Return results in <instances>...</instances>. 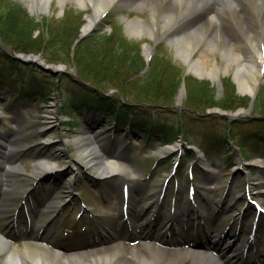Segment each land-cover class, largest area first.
<instances>
[{"label": "rangeland", "instance_id": "374dc122", "mask_svg": "<svg viewBox=\"0 0 264 264\" xmlns=\"http://www.w3.org/2000/svg\"><path fill=\"white\" fill-rule=\"evenodd\" d=\"M11 1L21 4L23 11L21 10L18 14L15 9L6 7L0 0V17L14 15V19L22 20L25 19L24 11H27L30 16L39 20V29L36 30L35 37L44 30L45 32H42L45 34L44 37L49 38V32L56 34V30L61 32L64 27H69L67 30L69 31L67 34L71 35L69 38L73 39L75 36L79 38L73 43L77 44L80 39L93 37L95 40L93 46L96 48L92 53L98 55L97 50L108 51L110 57L122 55V58H126L127 64L122 73L132 68L135 72L142 70V73H146L155 59L156 65L152 73L158 80L160 86L158 90L165 91L163 95L172 90L170 89L172 86H177L178 81L182 83V86L176 94L177 101L174 105L166 106L155 113L157 122L172 123L171 127L175 132L171 134L176 140L170 145V150L162 146L161 141L155 137L148 142L144 141V133L138 129L129 136L123 131H128L127 128L116 127L117 130H114V125L110 123H115L111 122L109 117L99 113H87L83 109L75 110L79 109L80 104L73 103L72 106L71 96L74 92L81 94L76 92L78 88L86 91L89 89V92L96 90L97 84L91 80L84 86L80 83L83 82L80 77L67 76L66 78V75L54 77L37 68L35 71H27L23 74L24 76L5 74L6 72L0 69V77H3L1 76L3 74L6 78L4 81H15L12 87L15 94L12 98L7 95L2 96L3 91L0 92V96L4 98L0 100V135L3 137H6V134L11 137L16 135V149L11 161H16L21 169L20 172L13 171L15 172L13 188L1 189L3 187L0 184V191H4L0 195V232L20 248H24L32 238L42 236L47 237V244L60 247L61 250L70 253L85 247L96 249L112 241L113 236L117 237L118 229L126 215L128 200L131 201L130 207H132L142 200L149 190L155 189L157 195L161 196L164 193L161 218L154 223V225L158 224L154 227L155 231L164 229L168 214L174 212L173 206L185 212L188 208H197L198 204L205 211V221H215L220 231L230 229L236 232L240 221V215L237 214L240 208H245L241 234L244 239L250 236L248 226L253 224L256 212L251 203L246 204L244 198L248 183L258 184L254 187L255 190L251 189L253 193L257 192V195H253V201H261L264 204L262 198L264 196V142L258 150H255L256 141L260 143L262 138L260 136L264 135V126L261 127L264 123V113L257 109V104L264 94V83L258 86L255 97H251L242 94L235 81L234 74L238 65L229 66V74L222 73L220 80L193 73L178 56L174 46L162 40L167 30H162L161 23L156 38L160 42L157 44L151 37L134 38L128 35L125 29L126 18L138 16L150 20L149 9L139 11L129 6H118L100 19L99 24L85 35L83 28L89 22V16L94 13L90 6L85 9L76 1L70 0L62 7L57 0H53L47 9L43 7L32 9L29 2ZM173 12L176 14L177 11L173 10ZM205 16L204 12H199L185 19L184 23L199 25L205 20ZM181 17L183 18L184 15ZM27 24L30 28L31 24L29 22ZM97 34L111 36V40L104 43L103 39H95ZM59 41H62L61 38L56 37L53 46H56ZM255 41L261 40L255 38L253 42ZM244 44L246 40L241 38L240 44L236 42L234 50L242 53ZM147 46L152 49V52H148ZM92 53L90 56L86 52V64L95 58V54ZM41 55L47 64L65 66L67 72L78 74V65H74L75 63L62 61L52 63L42 52L36 54V56ZM150 55L149 63L147 60ZM100 56L102 57V54L96 59L98 60ZM199 57L205 58L208 70L214 66V63L222 67L227 65L223 54L219 52L212 54L204 46H201L195 54V58ZM36 85H39L44 92L47 99L44 103H41L39 99L35 103V99L26 96L27 92L35 91ZM110 88L102 89L107 93L112 92V95H119L116 89ZM205 89L215 95L222 108H212L205 104V111L199 112L195 107L188 109L190 106L188 103L191 100L196 102L199 93L206 91ZM17 92L24 94L21 102H13ZM230 98L234 101H230ZM239 104L245 107L237 108ZM216 110L233 113L244 111V115H239L237 120L231 123L233 128L228 129L229 139H233L235 149H229L222 144L223 142H219L222 136L227 135L225 131L226 127L229 128V121ZM43 126H47V130H43ZM88 129L97 132L102 138L107 136L105 143L108 148L103 158L110 160L111 154L114 153L120 165L127 166L133 171L131 176L118 173L114 178L104 177L95 170L75 162L78 159L75 154L79 142L74 138L83 135ZM187 131L191 136L188 143L182 139L183 135L187 138ZM48 139L51 144H47ZM118 144L124 145L121 152L114 151V147ZM239 146L243 147V151ZM175 147L176 150H174ZM192 147L201 153L198 154ZM179 148L181 150L177 151ZM240 152L246 158H243ZM240 156L242 159L239 158ZM176 158H179L186 166L174 174L175 167L172 163ZM4 159L8 158L5 151L0 149V169ZM240 161L243 165L239 164ZM257 161L263 162L258 164ZM39 162L50 164L53 170L36 178L35 165ZM229 180L230 183L227 182ZM218 184L223 187L222 190L218 188ZM192 191L195 192V200H191ZM241 194L242 198L238 199ZM49 202L59 205L57 208H49L56 215V231L59 233L52 231V223H48L45 217L36 215L41 208H48ZM16 203H21L22 206L27 205L32 210L35 208L37 212L33 214L35 215L32 218L33 223L24 221L21 216L22 211L20 213L13 211ZM134 213L139 214L138 211ZM186 218L188 219L183 217V219ZM192 218V216L189 217V229H192L196 235L199 220H192ZM141 221L142 219L139 224ZM136 230L139 231V229ZM136 230L126 227L119 238L136 243L139 240L138 235L133 234L137 233ZM108 231L112 232V235ZM261 233L264 234V213L259 220L258 235ZM176 239L174 238V241ZM244 246V242H241L240 248ZM255 246L256 254L264 252L261 242Z\"/></svg>", "mask_w": 264, "mask_h": 264}, {"label": "bare ground", "instance_id": "6f19581e", "mask_svg": "<svg viewBox=\"0 0 264 264\" xmlns=\"http://www.w3.org/2000/svg\"><path fill=\"white\" fill-rule=\"evenodd\" d=\"M29 2L32 9L43 7L47 9L51 6L53 0H21ZM60 6H65L70 0H57ZM85 9L90 6L93 8V14L89 16V22L83 28V34L90 33L100 22L101 17L115 6H129L135 10L149 9L150 20L140 17L127 21L126 31L128 35L134 38H149L157 34L160 23L162 30H167L164 34L171 46L175 48L178 56L189 66L193 73L204 77L208 76L214 80H220V75L229 74V66L238 65L234 78L242 94L255 97L256 90L261 83H264V0H74ZM176 10V14L173 12ZM172 11V12H171ZM204 12L205 20L201 24L184 23L185 19L193 14ZM184 15L182 18L181 16ZM183 20V22L181 21ZM244 38L246 44L242 45V53L234 50L236 42L240 44V39ZM258 38L260 42H253ZM253 42V43H252ZM201 46H204L210 53L219 52L223 54V59L227 62L225 67L214 63L211 69H207L205 58H195V54ZM148 52L151 49L147 46ZM39 62H43L38 58ZM15 128V127H14ZM47 126H43V130ZM92 131L86 130L83 135L75 137L79 142L77 157L86 168L95 170L100 176L116 177L118 173L125 176H131L132 170L127 166H122L116 160L118 157L112 154L110 160H105L100 154L104 153L102 144L98 139L95 142L90 141ZM98 137V136H97ZM100 137V136H99ZM47 144H51L48 139ZM16 139L3 140L0 137V147L5 148V155L9 159L2 161L0 169V181L3 187H14V173L20 172L19 166L12 162V153L15 152ZM263 161H257L262 164ZM239 165V164H238ZM53 167L45 162H39L35 165L34 175L36 178L43 176L46 172H51ZM12 172V173H11ZM13 174V175H12ZM255 185H251L254 187ZM220 190L223 189L218 184ZM264 199V196L262 197ZM57 208L59 205L55 202L50 204ZM137 207H144L146 214L142 218L139 226L143 228L140 231L142 235L141 242L131 248L122 241H115L99 249L84 250L80 249L75 253H67L58 248L47 244V238H38L30 240L24 248L15 246L7 240L5 234L0 233V264H243L244 251L239 250L236 245L241 238L230 231L223 237V232L219 230L216 224L202 227L201 234H209L216 242L214 250L221 256L226 249L232 248L230 253L234 256L232 260L211 256L212 252L195 251L194 248L188 251L172 249L165 247L160 240L161 230H154V223L161 216V202L154 189L149 190L137 204ZM196 210H188L180 214V211L174 215L168 216L166 220L167 233L181 238H189L191 232L188 231L190 219L182 221L179 215L194 216ZM158 215L157 219L156 216ZM130 223L136 226L137 220ZM186 223V228L184 227ZM161 225V223L159 224ZM200 227V225H198ZM169 227L174 228V232L169 231ZM180 227L179 233L177 228ZM153 229V230H152ZM124 231L122 226L116 236ZM231 239H235L231 242ZM248 243V240H247ZM196 252V253H195ZM211 253V254H210ZM130 258V259H129ZM249 260V259H248ZM251 260V258H250Z\"/></svg>", "mask_w": 264, "mask_h": 264}, {"label": "trees", "instance_id": "16d2710c", "mask_svg": "<svg viewBox=\"0 0 264 264\" xmlns=\"http://www.w3.org/2000/svg\"><path fill=\"white\" fill-rule=\"evenodd\" d=\"M1 2H4L3 4L6 7L12 8L13 10L15 9L18 14L21 10L23 11V6L21 4L11 0H1ZM24 13L25 19L22 20L14 19V15L0 17V40L3 45V48L0 47V69L6 72L5 74L10 73L24 76L23 74L27 71H35L33 66L14 59L13 54L15 53L39 54L42 52L45 58L52 63L61 61L64 63L73 62L75 63L74 65H78L77 75L83 80V82H80L82 83L81 85L85 86L84 81L87 82L91 80L97 84L96 86L92 83L99 88V90H91L89 92V89L86 91L85 89L82 90L78 88L76 92H80L81 94H75L74 92L71 96L72 106L73 103H79L81 106L88 105L96 110L115 114L118 120L122 123L129 124L130 127L133 128L137 126L140 120H143L144 125L147 128L150 127L148 128L150 132L152 129L151 126H153L156 121L155 113L162 110L160 105L173 106L177 101L176 94L179 92L182 83L180 84L178 81V84H176L177 86H172L170 88L172 90L166 93V95H163L165 91L161 92L158 90L160 87L158 85V80L152 73L156 65L155 59L151 62L150 70L146 73H142V70H137L135 72L133 68L132 70L126 69L125 73H122V71L124 72L125 64H127L126 58H122L123 56L120 54V56L115 55L110 57L108 51L97 50L96 52L98 55L92 53L96 48L93 46V44H95L93 37L80 39L77 44L73 43L79 38L77 36L73 39L69 38V36H71L67 34L69 32L67 31L69 27H64L61 32L56 30V34L49 32V38L44 37L45 34L42 32L45 31L41 29L42 32L40 31L39 36L35 37L36 30L39 29V20L30 16L27 11H24ZM28 22L31 24L30 28L27 24ZM56 37L61 38L62 41H59L56 46H53ZM95 39H103L105 40L103 42L106 43V41L111 40V36L108 37L97 34V38ZM69 41L72 43H68ZM105 45L106 44H104V46ZM86 52L89 53L90 56L91 53L95 54V58L89 60L87 64L85 62V59H87L85 58ZM101 54L102 57L100 56L97 60L96 58ZM1 76L3 77H0V89L5 85V76L3 74ZM66 78L68 77L66 76ZM110 87L116 89L119 95L114 97L106 96V92L102 88ZM205 90L206 91L199 93L196 102H192L191 100L190 103H188V105H190L188 109H191L190 107H195L199 112L205 111V104H208V107L212 108L221 107L219 105L220 101L215 95L210 93L208 89ZM37 94H40V92H37ZM261 97L262 98H260L257 104V109L264 113V94ZM67 101L68 99L65 101L66 105L68 104L66 103ZM230 101L234 100L230 98ZM236 107H245V105L239 104ZM171 133L172 131L167 133L164 137L165 141L171 140ZM189 134L190 133L187 131L188 139L191 137Z\"/></svg>", "mask_w": 264, "mask_h": 264}, {"label": "water", "instance_id": "95a60500", "mask_svg": "<svg viewBox=\"0 0 264 264\" xmlns=\"http://www.w3.org/2000/svg\"><path fill=\"white\" fill-rule=\"evenodd\" d=\"M152 38L156 39V37H153V36H152ZM163 40L167 42L168 38L165 36L163 38ZM168 43L171 45V43L169 41H168ZM39 57H42V55L41 56H35V55L18 54V55L15 56L16 59H19V60H21V61H23L24 63H27V64L35 65L38 68H40L41 70H43L45 72H48V73H51L53 75H58V74L64 72L63 69H62L63 67H61V66H55V65H47V66H45L44 64H42L41 62L38 61ZM221 113L230 122L234 121L236 119V117H237V114H232V113H227V112H221Z\"/></svg>", "mask_w": 264, "mask_h": 264}]
</instances>
